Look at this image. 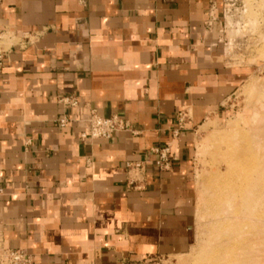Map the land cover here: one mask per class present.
Segmentation results:
<instances>
[{
  "label": "crops",
  "instance_id": "obj_1",
  "mask_svg": "<svg viewBox=\"0 0 264 264\" xmlns=\"http://www.w3.org/2000/svg\"><path fill=\"white\" fill-rule=\"evenodd\" d=\"M223 0H4L0 245L36 264H119L195 243L194 136L249 76L206 22ZM75 98L78 107L61 102ZM140 132L82 140L90 110ZM180 112L189 113L178 139ZM69 117L65 129L57 119ZM173 143L172 171L153 147ZM147 161L145 187L128 162Z\"/></svg>",
  "mask_w": 264,
  "mask_h": 264
},
{
  "label": "rangeland",
  "instance_id": "obj_2",
  "mask_svg": "<svg viewBox=\"0 0 264 264\" xmlns=\"http://www.w3.org/2000/svg\"><path fill=\"white\" fill-rule=\"evenodd\" d=\"M223 5L225 11L220 19L206 27L213 29L216 39L221 41L227 65L249 69V76L225 100L221 111L209 115L195 130L192 161L195 243L183 255H131L120 259L119 264H210L209 258L214 259L216 254L220 255L218 261L228 258L224 264H247V261L260 264L258 260L264 263V230L261 229L264 216H256L260 210L264 214L262 184L257 182L254 193L246 196L248 203L255 197L259 201L254 212L243 198L235 170L245 149L255 152L259 159L264 152V0H223ZM242 134H246L244 138ZM244 211L249 213L245 215ZM251 242L253 252L256 249L259 252L253 253L256 260L238 254L244 251L240 248Z\"/></svg>",
  "mask_w": 264,
  "mask_h": 264
},
{
  "label": "built area",
  "instance_id": "obj_3",
  "mask_svg": "<svg viewBox=\"0 0 264 264\" xmlns=\"http://www.w3.org/2000/svg\"><path fill=\"white\" fill-rule=\"evenodd\" d=\"M4 0H0V9L3 7ZM225 11V9H224ZM212 21V17L206 22L208 26ZM2 56L0 55V58ZM64 104L72 107H78L79 102L75 98H64L61 100ZM189 113L180 112L177 117L178 127L173 130V138L178 139L180 131L184 128ZM89 129L82 133V140H108L118 132H128L132 135H139L140 132L132 125V123L120 116L102 117L95 109L90 110ZM71 122L69 117L57 119L56 124L61 129H65ZM155 156L154 163L160 172L172 171L174 163L178 161L177 155L173 152V143L164 147H153L150 150ZM147 161L128 162L127 168V185L136 191H141L145 187V174L147 169ZM1 192V190H0ZM0 264H36L32 255L24 249L5 248L0 245Z\"/></svg>",
  "mask_w": 264,
  "mask_h": 264
},
{
  "label": "bare ground",
  "instance_id": "obj_4",
  "mask_svg": "<svg viewBox=\"0 0 264 264\" xmlns=\"http://www.w3.org/2000/svg\"><path fill=\"white\" fill-rule=\"evenodd\" d=\"M244 132V131H243ZM243 135V134H242ZM246 134H244L243 135V138H244V136H245ZM241 136V135H240ZM250 138V137H249ZM246 140H248V138L246 139ZM250 144V143H249ZM251 145V144H250ZM249 146V145H248ZM244 147V146H243ZM250 150V149H249ZM245 151H246V149H245ZM245 151H243V152H241L240 154H241V157L239 158V162L236 164V166H235V170L237 171V173H238V176L240 177V187H241V189H242V191H243V194H244V196H243V198H245V200L247 201L246 202V204L248 203V199L246 198V196L248 195V194H250V193H254V191H255V184L258 182L259 184H262V186H261V190H263V193H264V152H262V158L261 159H259L257 156H256V153L255 152H253V151H250V152H245ZM250 156V157H249ZM239 157V156H238ZM243 203V202H242ZM241 203V204H242ZM252 203V204H251ZM251 203H248V207H249V209H252L253 210V208H254V205H259V201L256 199V197L251 201ZM244 204V203H243ZM245 206V205H244ZM241 207H242V205H241ZM246 208H247V205L245 206ZM243 208V207H242ZM246 210V209H245ZM248 211V210H247ZM254 211V210H253ZM245 212V211H244ZM255 212V211H254ZM246 213V214H245ZM244 214L245 215H247L248 213L247 212H245ZM253 212H250V214L253 216V214H252ZM250 214H249V217H250ZM244 215V216H245ZM255 216V215H254ZM256 216H258V218L260 217V216H264V214L262 213V210H260V211H258V213H256ZM245 218H246V216H245ZM252 218V217H251ZM257 218V217H256ZM248 219H250V218H248ZM253 219V218H252ZM262 219V218H261ZM260 219V220H261ZM264 219V218H263ZM247 220V219H246ZM259 220V221H260ZM249 222H247L248 224L250 223V220H248ZM253 221V220H252ZM254 223H255V221H253ZM252 223V222H251ZM250 223V224H251ZM251 225H253V224H251ZM255 225V224H254ZM257 226V225H256ZM261 226V225H260ZM263 226H264V224H263ZM263 226L261 227V229L262 230H264L263 229ZM254 227V226H253ZM257 228V227H256ZM258 229H259V226H258ZM256 241V240H255ZM255 241L253 242V243H255ZM258 243H260V242H258ZM249 245L248 246H243L242 248H240L241 249V251H243V252H241V253H239L238 252V254L239 255H241V254H246L248 257L250 256L251 258L253 257V256H255V254L258 252V250L256 249V251H254V252H256L255 254H253L254 252H253V248L254 247H251V245H252V242L251 243H248ZM251 244V245H250ZM262 244V243H261ZM264 244V243H263ZM262 244V245H263ZM252 246H254V245H252ZM262 248H263V246H262ZM252 249V250H251ZM264 249V248H263ZM263 249H262V252H263ZM247 250H248V252H247ZM250 251H252V252H250ZM246 252V253H245ZM259 253V252H258ZM258 257V256H257ZM263 257H264V255H263ZM263 257H262V260H264L263 259ZM219 258H220V255H218V254H216L215 255V258L213 259L212 257H210L209 258V260H211V263L210 264H224L223 262H225L226 260H228V258H225L222 262H221V259H220V261H218L219 260ZM253 259H255V257H253ZM256 260V259H255ZM258 260V259H257ZM249 261H251V260H249ZM254 261V260H253ZM252 262V261H251ZM257 262V261H256ZM257 263H260V264H262V261L260 262L259 260H258V262ZM247 264H251V263H248V261H247ZM253 264V263H252ZM254 264H255V261H254ZM264 264V263H263Z\"/></svg>",
  "mask_w": 264,
  "mask_h": 264
}]
</instances>
